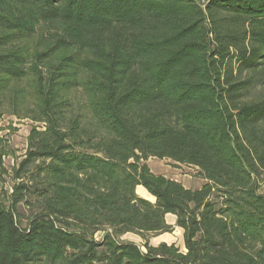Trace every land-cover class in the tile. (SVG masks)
<instances>
[{"label": "trees", "instance_id": "16d2710c", "mask_svg": "<svg viewBox=\"0 0 264 264\" xmlns=\"http://www.w3.org/2000/svg\"><path fill=\"white\" fill-rule=\"evenodd\" d=\"M3 113L42 128L0 201V264H264V0H0ZM166 216L183 251L116 240Z\"/></svg>", "mask_w": 264, "mask_h": 264}, {"label": "rangeland", "instance_id": "374dc122", "mask_svg": "<svg viewBox=\"0 0 264 264\" xmlns=\"http://www.w3.org/2000/svg\"><path fill=\"white\" fill-rule=\"evenodd\" d=\"M74 101L76 103L79 101L77 95L74 96ZM33 128L41 129L42 125L25 118L22 113H3L0 118V139L5 147V155L2 158L3 174L0 180V201L5 202L6 205L8 204L9 196L13 192V187L22 182L21 178H17L19 175L18 166L24 159L27 139ZM145 164L154 175L174 180L187 189L196 190L204 184V181L198 176L197 170L193 167L177 165L169 160L153 158H149L145 161ZM136 193L138 196L153 202V198L143 188H137ZM262 193L264 194V189H262ZM31 214L32 209L26 203L17 204L16 215L22 227L26 226ZM166 222L171 227V231L168 233H126L117 236L116 240L121 243H134L141 247L142 250L146 246L158 247L161 244H166L174 245L180 251H183L182 230L175 226L174 217L166 216ZM100 236L101 233H97L94 238L99 240Z\"/></svg>", "mask_w": 264, "mask_h": 264}]
</instances>
